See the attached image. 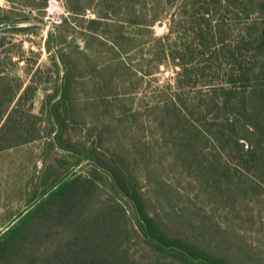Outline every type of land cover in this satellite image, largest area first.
I'll return each mask as SVG.
<instances>
[{"label":"trees","instance_id":"obj_1","mask_svg":"<svg viewBox=\"0 0 264 264\" xmlns=\"http://www.w3.org/2000/svg\"><path fill=\"white\" fill-rule=\"evenodd\" d=\"M6 1L0 23L48 5ZM59 1L52 72L24 81L0 53V152L45 140L30 205L58 183L0 264H264V0Z\"/></svg>","mask_w":264,"mask_h":264},{"label":"rangeland","instance_id":"obj_2","mask_svg":"<svg viewBox=\"0 0 264 264\" xmlns=\"http://www.w3.org/2000/svg\"><path fill=\"white\" fill-rule=\"evenodd\" d=\"M58 1L48 0L45 16L41 20L28 21L26 26L31 28L28 31L17 32L11 30L12 27L0 26V53L5 49L11 53L12 61L15 63L10 67L24 81L31 77L36 68H40L42 75L44 72H49V69L51 72L53 71L49 53L45 48V39L53 24L59 22L60 18L66 15ZM9 6L6 0H0V9H8ZM166 32V21L154 25L156 36H161ZM145 45H148V42ZM17 51H23V58H17ZM160 69V72L155 74L156 80L152 78V75L146 76L144 84H146L147 93H151L152 89L157 86H164L172 81L171 67L163 64ZM51 72L49 76L53 79ZM48 88L51 89L52 85L51 88L50 86ZM43 97L44 92L40 90L34 100V110L37 112L41 108ZM44 143V139L36 140L0 152V230L30 205L31 202L28 199L31 195L30 187L35 184V180H31L30 183V179L37 176L45 164L46 158L42 152Z\"/></svg>","mask_w":264,"mask_h":264},{"label":"water","instance_id":"obj_3","mask_svg":"<svg viewBox=\"0 0 264 264\" xmlns=\"http://www.w3.org/2000/svg\"><path fill=\"white\" fill-rule=\"evenodd\" d=\"M28 23V21H17V22H3V23H0V26L3 27V26H7V27H23V26H26ZM85 161H82L81 164H83ZM58 184V183H57ZM57 184L52 187L49 191H47L42 197L46 196L49 192H51L56 186ZM42 197H40L37 201H35L32 205H30L29 207H27L25 210H23L17 217H15L11 223H9L5 228H3L1 231H0V234L2 232H4V230H6L10 225H12L15 221H17L25 212H27L32 206H34L39 200L42 199Z\"/></svg>","mask_w":264,"mask_h":264},{"label":"crops","instance_id":"obj_4","mask_svg":"<svg viewBox=\"0 0 264 264\" xmlns=\"http://www.w3.org/2000/svg\"><path fill=\"white\" fill-rule=\"evenodd\" d=\"M58 1V0H57ZM59 2V1H58ZM60 3V5L62 6V4H61V2H59ZM63 7V6H62Z\"/></svg>","mask_w":264,"mask_h":264}]
</instances>
